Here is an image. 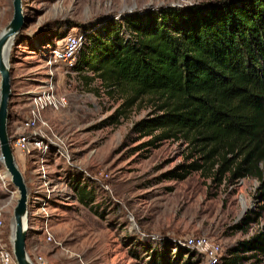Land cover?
<instances>
[{"label": "rangeland", "instance_id": "374dc122", "mask_svg": "<svg viewBox=\"0 0 264 264\" xmlns=\"http://www.w3.org/2000/svg\"><path fill=\"white\" fill-rule=\"evenodd\" d=\"M23 1L27 25L9 55V134L12 140H44L30 151L12 146L31 194V258L43 255L48 264H151L156 250L167 249L171 262L209 264L196 249L183 254L176 248L186 246L189 235H206L223 247L213 263L219 264L264 226L261 218L248 232L234 228L250 210H260V181L248 177L217 185L199 172L184 180L169 178L186 161L187 144L171 139L154 147L151 136L133 131L152 113L156 99L144 98L115 122L122 93L112 94L100 80L84 77L93 73L75 69L76 60L69 64L52 57L60 35L101 29L137 10L211 0ZM13 15V0H0V34ZM1 79L0 74V84ZM34 110L36 124L28 126ZM0 172L7 173L1 161ZM76 181L93 188L95 208L77 199L71 186ZM18 198L8 173L0 177L1 235L12 249ZM47 227L53 241L46 239ZM260 258L243 264H264Z\"/></svg>", "mask_w": 264, "mask_h": 264}, {"label": "trees", "instance_id": "16d2710c", "mask_svg": "<svg viewBox=\"0 0 264 264\" xmlns=\"http://www.w3.org/2000/svg\"><path fill=\"white\" fill-rule=\"evenodd\" d=\"M85 35L74 67L91 71L92 77L83 76L100 80L110 93H122L115 122L137 102L153 98L154 110L133 131L151 136L154 147L171 139L187 144L186 161L169 178L184 180L199 172L217 185L255 178L260 210H250L234 228L248 232L264 219V0L137 10ZM71 186L78 200L95 208L91 186L79 181ZM166 250H156L151 264H180L171 262ZM261 256L264 226L219 264L261 261Z\"/></svg>", "mask_w": 264, "mask_h": 264}, {"label": "water", "instance_id": "95a60500", "mask_svg": "<svg viewBox=\"0 0 264 264\" xmlns=\"http://www.w3.org/2000/svg\"><path fill=\"white\" fill-rule=\"evenodd\" d=\"M14 15L11 22L0 34V161L4 164L12 183L18 189L19 198L14 210L13 224V253L17 264H35L27 250L30 222L31 194L27 180L20 169L12 147L9 134L10 100L13 95L12 66L10 63L9 46L27 25L24 1L13 0ZM10 47V48H11ZM247 210L245 207L244 212Z\"/></svg>", "mask_w": 264, "mask_h": 264}, {"label": "built area", "instance_id": "2783aa9c", "mask_svg": "<svg viewBox=\"0 0 264 264\" xmlns=\"http://www.w3.org/2000/svg\"><path fill=\"white\" fill-rule=\"evenodd\" d=\"M87 43V38L85 34H79L76 32L67 33L60 41L59 47L52 50V57L54 61H62L65 63L72 64L76 60L77 55L81 49ZM33 118L28 121V126H33L36 124L37 111L34 110ZM12 146L21 149L22 151H30L31 146H40L44 144V140L41 139H29L26 136H21L13 139L11 141ZM7 175V173H6ZM0 172V177L4 179L6 177ZM31 216V215H30ZM4 222L2 218V213L0 212V264H17L13 249L4 241L1 235V228ZM46 239L48 241L54 240V235L47 227L45 229ZM186 246L196 249L205 255L206 261L209 264L216 263L219 255L223 251V247L220 243L212 241L206 235H189L185 238ZM35 264H48L46 258L43 255H35L32 258Z\"/></svg>", "mask_w": 264, "mask_h": 264}, {"label": "bare ground", "instance_id": "6f19581e", "mask_svg": "<svg viewBox=\"0 0 264 264\" xmlns=\"http://www.w3.org/2000/svg\"><path fill=\"white\" fill-rule=\"evenodd\" d=\"M10 47H11V45L9 46V51H10V49H11Z\"/></svg>", "mask_w": 264, "mask_h": 264}]
</instances>
